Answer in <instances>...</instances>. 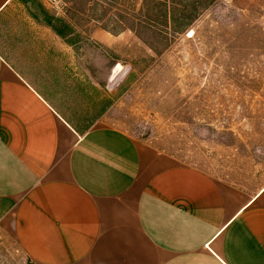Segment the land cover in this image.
<instances>
[{
  "label": "crops",
  "instance_id": "crops-1",
  "mask_svg": "<svg viewBox=\"0 0 264 264\" xmlns=\"http://www.w3.org/2000/svg\"><path fill=\"white\" fill-rule=\"evenodd\" d=\"M46 31L18 63L0 53V249L30 264H264V182L218 179L104 113L75 126L61 98L79 68Z\"/></svg>",
  "mask_w": 264,
  "mask_h": 264
},
{
  "label": "rangeland",
  "instance_id": "rangeland-1",
  "mask_svg": "<svg viewBox=\"0 0 264 264\" xmlns=\"http://www.w3.org/2000/svg\"><path fill=\"white\" fill-rule=\"evenodd\" d=\"M154 2L158 12L170 3L14 0L0 20V53L18 63L31 34L53 31L42 10L62 18L75 31L76 53L64 42L63 67L79 71L63 85L76 98L65 89L61 98L75 126L104 113L105 124L256 189L264 182V0H214L182 34L148 18ZM0 264L30 262L0 249Z\"/></svg>",
  "mask_w": 264,
  "mask_h": 264
},
{
  "label": "trees",
  "instance_id": "trees-1",
  "mask_svg": "<svg viewBox=\"0 0 264 264\" xmlns=\"http://www.w3.org/2000/svg\"><path fill=\"white\" fill-rule=\"evenodd\" d=\"M170 3L165 4L164 8H160L159 12L156 10L158 2H154V6L150 7L153 15L150 14L148 18L151 21L156 19V23L165 26L167 31L166 34H182L184 33L190 25L196 20L200 11L206 9L214 0H169ZM207 1V2H206ZM180 6V7H179ZM43 11L42 20L48 25L58 36H60L69 45H75V41L68 39L75 31L72 26L66 23L62 18L50 15L48 12ZM154 17V18H152ZM139 27H144V25H138ZM138 36L141 35L138 28L131 27ZM145 28V27H144ZM148 29H152L155 32H163L159 27L153 24H147ZM157 30V31H156ZM169 31L171 33H169Z\"/></svg>",
  "mask_w": 264,
  "mask_h": 264
}]
</instances>
